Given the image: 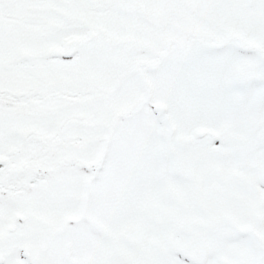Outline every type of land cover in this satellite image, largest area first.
Masks as SVG:
<instances>
[{
	"label": "snow or ice",
	"instance_id": "1",
	"mask_svg": "<svg viewBox=\"0 0 264 264\" xmlns=\"http://www.w3.org/2000/svg\"><path fill=\"white\" fill-rule=\"evenodd\" d=\"M0 264H264V0H0Z\"/></svg>",
	"mask_w": 264,
	"mask_h": 264
}]
</instances>
